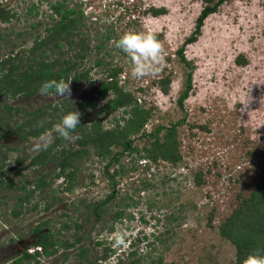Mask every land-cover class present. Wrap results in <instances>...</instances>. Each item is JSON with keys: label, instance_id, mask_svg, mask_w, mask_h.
I'll use <instances>...</instances> for the list:
<instances>
[{"label": "rangeland", "instance_id": "374dc122", "mask_svg": "<svg viewBox=\"0 0 264 264\" xmlns=\"http://www.w3.org/2000/svg\"><path fill=\"white\" fill-rule=\"evenodd\" d=\"M58 2L82 15L74 40L84 37L90 44L91 51L78 60L80 70H88L90 79L77 87L71 83L70 98H46L39 92L15 97L1 93L0 103L26 111L3 114L0 135L18 123L27 127L31 119L33 125L50 124L45 132L53 143L58 137L53 125L69 111H79L80 119L96 118L112 127L123 109L111 114L101 109L113 92L100 96L96 108L86 102L98 95L109 70L118 66L122 68L120 86L152 111L145 132L184 119L178 126L181 157L176 163L148 161L142 154L150 138L143 133L134 135L133 144L142 153L126 151L111 166V173L122 170L114 189L104 168L110 158L102 159L91 147L75 162L77 179L73 190L66 191L64 178L55 177L57 162L29 166L39 153L32 150L39 136H6L0 140V166L10 169L7 175L18 185L33 186L49 172V183L44 191H35L30 204L19 205L21 213L14 216L18 193L8 195L0 181V264H83L78 256L83 245L98 264H128L130 258L139 259L138 264H157L158 260H162L159 264H237L236 247L220 233V225L264 177V0H225L206 18L191 43L186 40L196 28L204 5L201 0H0L16 13L10 21H0V57L29 51L37 36H47V29L61 17L53 7ZM153 10L162 11L155 15ZM148 28L160 36L164 58L153 74L136 79L129 59L115 42L127 31ZM98 43L102 47H96ZM182 46L189 65L177 52ZM64 49L63 59L76 52ZM47 55L56 58L59 50H48ZM188 72H192V88L181 108L178 98ZM167 75L171 84L164 93L160 79ZM33 111L38 116L29 114ZM84 125L90 127L91 121ZM77 136L72 133L70 141L62 140L53 153L78 148ZM112 150L119 153L123 146ZM113 189L117 197L100 218L95 217L92 202H99ZM36 203L38 208L30 209ZM118 211L124 212L120 219L115 218ZM45 220H50L55 238L61 241L77 233L73 227L59 231L62 223L74 220L84 224L79 234L87 237L62 256L22 259L25 249L34 251L32 240L47 231H33ZM133 250L136 255H131ZM65 253L67 260H63Z\"/></svg>", "mask_w": 264, "mask_h": 264}, {"label": "trees", "instance_id": "16d2710c", "mask_svg": "<svg viewBox=\"0 0 264 264\" xmlns=\"http://www.w3.org/2000/svg\"><path fill=\"white\" fill-rule=\"evenodd\" d=\"M201 1L204 5L196 20L195 30L186 40L188 43L197 40V36L201 32L206 18L211 13L215 12L225 0ZM53 7L55 12L59 13L61 17L51 28L47 29V36L42 39L41 36H37L29 51L23 52L22 50V52L16 55L11 54L7 57H0V94L2 93L5 96L10 95L13 97L18 95L35 96L39 92L38 89L41 83L45 80L64 79L67 81L72 79L71 83L73 86L77 87L80 86L83 81L90 79L88 70L81 71V62H78V60L85 58L87 56L86 54L91 51L90 44H88L87 39L84 37H81L79 41L76 42L74 40L76 28L82 20V15L73 8L66 9L65 4L61 2L56 3ZM30 11H32V8ZM153 11L155 15H159L162 10ZM15 15V12L6 9L0 4V21H10ZM155 35L157 39H159L160 36L158 34ZM101 45L102 43H98L96 47H100ZM65 47H67L68 50L76 51L72 57L68 59H63V55L66 54V51H63ZM55 49L59 50V55L56 58L53 57L49 59L47 55L48 50L53 51ZM177 52L181 61L189 65L184 55V46L180 47ZM238 61L241 63L244 62L243 58H239ZM97 63L101 64L102 60L99 59ZM121 71L122 68L118 66L109 70L107 79L99 87L98 95L89 98L88 102H86V105L90 108H96V102L100 96H107L110 92H113L112 96L107 99L104 107L101 109V112H105L106 114H111L123 109V114L119 118H115L112 127H105L100 119L88 117L86 119H80V123L77 125L75 131L72 132L78 133L76 138V142L79 145L78 148H63L53 153L54 146H59L61 141L64 140L57 137L56 141H54L47 150L40 151L32 157L29 166H45L53 161L57 162L59 171L55 174V177L62 176L67 182L65 185L66 191H71L77 179V166L75 162L82 157L84 153H88L89 148L93 147L94 152L102 159L110 158L104 168L108 179L114 185L112 188L115 189V178L119 174L122 175V170L118 168L111 173L110 168L112 165L120 162L121 155L126 151H138L142 153L141 149L133 144L134 135L140 133H143V135L151 140L150 144L143 148L144 153L142 155L146 157V160L156 162L161 159L172 163L178 162L181 157L178 126L183 123L184 119L173 123L171 126L159 125L152 132H145V126L152 116V111L139 104L138 98L133 92L125 90L120 86L119 76ZM170 84L171 77L169 75L160 79V87L164 93L169 92ZM191 88L192 72H188L186 87L178 98V104L181 108H183L184 101L189 97ZM13 111L19 113L26 110H21L19 107H14L9 104L0 103V123L5 120L3 114ZM29 114L38 116L37 111L29 112ZM42 116H44V114L40 115L41 118ZM42 121L44 123L46 122L44 120ZM89 121H91V126H85L84 124ZM33 122L34 120L29 119L27 120V127L19 123L13 129L8 127L4 134L0 135V140L12 133H15V135L23 139H27L30 136L38 137L50 127V124L48 126H46V124L43 126L41 123H34L33 125ZM120 146H123V151L113 153V147ZM9 172V168L4 169L3 166H0L1 187L8 195H12L13 192L18 193L17 202L12 213L14 216H19L21 210H17V207L20 205L23 208L25 204H30V199L35 194V191L45 190L46 184L49 183L47 180L49 172L33 182V186H26L24 184L18 185L13 178L7 175ZM4 176L8 178L6 179ZM114 189L99 202H92L91 210L92 213L95 214V217L100 218L108 210L110 202L117 197L118 192ZM4 196H7V194H4ZM2 201L3 196L0 197V204L3 203ZM32 208H38V203L34 204L30 209ZM49 208L50 205L47 204L46 209ZM123 216V211H118L115 214L116 219H120ZM83 221H85V219H83ZM43 224L42 226H36L33 229L34 233L37 234L41 232L43 228H48L47 231L41 233L36 238L35 242L31 244L34 247L40 246L42 249H36L33 253L26 249L23 252L22 259L36 258V261H38L39 257L42 255L50 257L57 253L62 256L66 249L75 247L79 242L85 239V236L87 237L84 233L79 234V229H82L84 224L76 220L62 223L59 230L60 232L64 229H70L71 227L77 231L73 239H65L63 241L55 238L56 235L50 228V220H45ZM220 233L235 245L237 250V264H242L243 258L251 251H264V177L256 183L249 196H244L239 199L238 206L234 208L232 213L220 225ZM87 251L88 248L85 247V245L79 248L78 256L80 261H82L83 264H98L97 259L93 260L87 255ZM131 255H136V251L133 250ZM68 257V254L65 253L63 260H67ZM161 261L162 260H158L156 263L159 264ZM138 263L139 259L130 258L128 264Z\"/></svg>", "mask_w": 264, "mask_h": 264}, {"label": "clouds", "instance_id": "9594fccd", "mask_svg": "<svg viewBox=\"0 0 264 264\" xmlns=\"http://www.w3.org/2000/svg\"><path fill=\"white\" fill-rule=\"evenodd\" d=\"M115 47L120 49L130 61L132 77L143 78L154 73L156 67L163 61V46L157 39L154 30L148 28L145 31H127L119 36ZM71 81L69 79L45 80L38 91L41 96L71 97ZM80 112L69 111L60 117L59 122L53 125L56 136L71 140V133L80 123ZM52 143V137L47 133L41 134L33 141L32 150L36 152L47 150ZM34 251L41 250L40 246L33 247ZM29 251V252H34ZM242 264H264V251H251L242 260Z\"/></svg>", "mask_w": 264, "mask_h": 264}, {"label": "flooded vegetation", "instance_id": "af4514ba", "mask_svg": "<svg viewBox=\"0 0 264 264\" xmlns=\"http://www.w3.org/2000/svg\"><path fill=\"white\" fill-rule=\"evenodd\" d=\"M36 238H37V237H35V238L32 240V242H35ZM31 244H33V243H31ZM25 250H26V249H25Z\"/></svg>", "mask_w": 264, "mask_h": 264}]
</instances>
